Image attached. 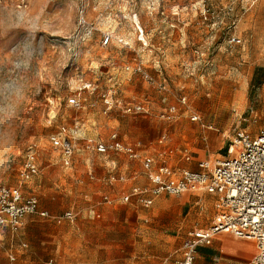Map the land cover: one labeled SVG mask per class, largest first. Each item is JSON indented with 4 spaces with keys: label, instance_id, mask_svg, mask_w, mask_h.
I'll return each instance as SVG.
<instances>
[{
    "label": "rangeland",
    "instance_id": "obj_1",
    "mask_svg": "<svg viewBox=\"0 0 264 264\" xmlns=\"http://www.w3.org/2000/svg\"><path fill=\"white\" fill-rule=\"evenodd\" d=\"M231 36L240 44H228ZM107 91L120 108L141 102L148 112L104 113L98 97ZM74 97L80 108L68 104ZM168 106L177 111L170 122L160 119ZM263 123L264 0H0V186L35 196L49 214L4 232L0 264H174L185 233L210 223L213 198L124 204L128 183L103 190L102 178L133 169L143 181L140 163L85 142L118 133L159 163L195 171L197 160L223 156L238 129L255 133ZM74 125L80 138L65 167L48 138ZM163 149L171 156L157 154ZM29 150L38 174L19 182Z\"/></svg>",
    "mask_w": 264,
    "mask_h": 264
},
{
    "label": "built area",
    "instance_id": "obj_2",
    "mask_svg": "<svg viewBox=\"0 0 264 264\" xmlns=\"http://www.w3.org/2000/svg\"><path fill=\"white\" fill-rule=\"evenodd\" d=\"M231 11V8L227 9ZM105 37L104 43L108 42ZM228 44H240V39L231 36ZM139 71V70H137ZM148 80H150L148 78ZM90 87L88 84L87 88ZM104 113L113 108H120V102L114 98V92L99 94ZM184 103V99L181 100ZM68 104L80 108L78 98H70ZM121 112L128 115L146 114L144 103H128L121 106ZM177 116L175 106H168L160 119L173 121ZM192 121L198 118L191 117ZM78 126H60L51 134L48 141L56 150L63 166L70 167L75 151V144L80 138ZM166 135L159 138L158 143L166 142ZM84 148L97 154L116 153L127 159L138 161L148 181L147 186H133L130 191L120 197L122 203L132 200L141 206H151L155 198L181 196L185 193L206 192L213 194L215 214L206 228H194L186 233L174 264H193L196 248L209 246L213 238L220 234H228L238 239L251 241L255 253L248 264H264V123L255 133L246 129H238L229 140L223 156L201 160L197 170H174L165 165L152 167L153 159L143 155L137 145L122 142L116 133H111L106 141H87ZM188 160V156H185ZM38 174L36 155L29 150L17 172L19 182H26ZM89 176L90 175L89 172ZM118 181L124 182V177ZM105 203H111L103 197ZM28 216L48 218L46 210H40L35 196H24L19 187L0 186V245L6 230L21 228ZM65 220L73 221L76 217L72 211L62 214ZM14 260L12 254L8 255Z\"/></svg>",
    "mask_w": 264,
    "mask_h": 264
},
{
    "label": "crops",
    "instance_id": "obj_3",
    "mask_svg": "<svg viewBox=\"0 0 264 264\" xmlns=\"http://www.w3.org/2000/svg\"><path fill=\"white\" fill-rule=\"evenodd\" d=\"M167 42L168 43H173V41H170V40H168ZM118 139L120 141H122V142H125L123 140V138L120 137L119 135H118ZM100 140H102V139H100ZM158 141H159V139H158ZM158 141H157L158 145H163L164 146V144L158 143ZM163 150L161 152L158 150L159 152L157 154L164 155L163 156L164 159H166V157H168V156H171V154L173 152L172 150H168V151H165V149H163ZM139 151L143 155L148 156V157L153 159V164H152L153 168H156L159 165H165V166H167L169 168H172L174 170H185L183 168L170 167L166 163H164L165 161H162V163H159L160 159H157V157L151 152H147L145 150H142V151L139 150ZM176 153L178 154V156L180 155V157H181L180 159L183 160V161L189 162V161L192 160L188 156L186 150L184 152H181L180 150H176ZM107 154H109V153H107ZM116 156H119V155H116ZM185 156H188V160L185 159ZM218 157H221V156H219V155L214 156V158H218ZM205 159H208V158H202L200 160H197L196 161V166H197V163L199 161L205 160ZM129 161L132 162V163L136 162V161H132V160H129ZM135 164H137V163H135ZM137 165L139 166V164H137ZM114 167H115L114 164H112L111 168H114ZM139 167L142 170V174L141 175H143L144 171H143V168H142L141 164H140ZM124 171L119 172L115 177L114 176L110 177V173H108L107 177L103 176L102 184H100L102 186V189L105 190L106 185H111V183H120V184H127L128 183L129 186L127 187L126 191L124 190L125 187L122 186V185H121L122 188H120V193L117 190V193H119V196H122V195L127 194L133 186H147L148 185V181H147V179H146V177L144 175L142 176L143 181H141L140 178H138L137 171L132 169L133 172L128 174V175H126ZM89 172H90V170L87 169V173H89ZM119 177H124L125 181L124 182L118 181ZM201 193H205V194H207V195H209V196H211L213 198V208H214V214H215V207H214L215 200H216L215 196L213 194H209V193H206V192H201ZM185 194H188V193H185ZM185 194H183L181 196H184ZM106 196L107 195L105 194L104 196H102V198L106 197ZM162 196H167V195H162ZM185 200H186L185 198H180L178 200V202L182 201L183 203H185L187 201V200L186 201ZM131 203L132 204H136L133 200L131 202H129L128 204H131ZM153 203H154V201H153ZM153 203H152V205H153ZM105 204L109 205L108 203H105ZM124 204H126V203H124ZM143 207H145V206H143ZM40 210H42V209H40ZM91 214L93 215V212H91ZM213 216H212V218H213ZM212 218L210 219V221L212 220ZM209 224H208V226H209ZM186 233H185V236H184L182 242L185 240ZM221 236H230L232 239H229L227 237H221ZM182 242H181V244H182ZM181 244H180V246H181ZM180 246L176 250V253H177L176 259L179 257L178 250H179ZM219 246H221L223 250H219L218 249ZM254 253H255V248H254V245H253V243L251 241L244 240V239H238V238H235V237H233L231 235H228V234H220V235H217V236H215L213 238V240L211 242V245H209V246H199V247L196 248L195 260H194L193 264H244V263H241V261L242 262L243 261L244 262L248 261V258L249 257L252 258ZM251 258H250V260H251ZM239 260H241V261H239ZM250 260H249V262H250ZM246 264H248V263H246Z\"/></svg>",
    "mask_w": 264,
    "mask_h": 264
}]
</instances>
